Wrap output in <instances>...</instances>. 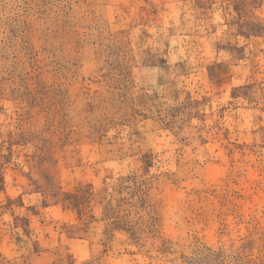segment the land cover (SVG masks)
<instances>
[{
	"label": "rangeland",
	"instance_id": "obj_1",
	"mask_svg": "<svg viewBox=\"0 0 264 264\" xmlns=\"http://www.w3.org/2000/svg\"><path fill=\"white\" fill-rule=\"evenodd\" d=\"M0 264H264V0H0Z\"/></svg>",
	"mask_w": 264,
	"mask_h": 264
}]
</instances>
